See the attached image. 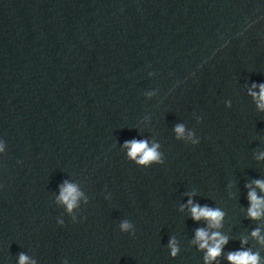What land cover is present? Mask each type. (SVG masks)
I'll return each instance as SVG.
<instances>
[{
  "label": "water",
  "instance_id": "obj_1",
  "mask_svg": "<svg viewBox=\"0 0 264 264\" xmlns=\"http://www.w3.org/2000/svg\"><path fill=\"white\" fill-rule=\"evenodd\" d=\"M253 83L264 0H0V264H204L189 198L225 213L213 264L244 237L264 264V218L247 217L246 185L264 196ZM133 139L164 163L131 160ZM64 181L82 193L71 213Z\"/></svg>",
  "mask_w": 264,
  "mask_h": 264
},
{
  "label": "clouds",
  "instance_id": "obj_2",
  "mask_svg": "<svg viewBox=\"0 0 264 264\" xmlns=\"http://www.w3.org/2000/svg\"><path fill=\"white\" fill-rule=\"evenodd\" d=\"M259 91H255V89ZM248 94L253 98L257 104V108L264 111V83H253L248 90ZM149 96L152 93L148 94ZM177 139L185 136V126L178 124L174 129ZM193 132L187 133V139L192 140ZM193 144H197L196 140H192ZM123 147L127 149V156L134 160L138 165L149 166L153 163L163 164L164 160L162 154L158 151L160 145L158 143H152L149 146L147 140H130L125 141ZM0 151H3V146L0 145ZM258 158H264V154H261ZM256 187H258L262 193H264V181H253ZM249 189L248 200L249 208L247 210V217L252 220H260L264 218V196H258L252 185H246ZM82 193L78 190L75 184L64 181L60 187V194L57 198V202L66 206L69 213L77 206V201ZM191 195V194H189ZM191 217L194 221L205 220L207 223L206 228H197L195 230V238L192 241L193 244L198 246V250L204 252V264H213V262L222 255L223 247L228 243V237L223 235L220 231H210L213 229H220L222 227V221L225 213L219 208H211L207 205L200 206L193 202L189 198L187 205ZM63 224L62 221L59 222ZM132 225L128 221L121 223V231H128ZM251 237L257 241V243L264 247V235H261V229L257 227L251 232ZM248 243L247 237L241 239V249L231 251L227 254V261L229 264H261V256L259 251H253L251 248H244V245ZM169 248L171 249V256L176 257L179 252V247L175 238L169 241ZM18 264H37L36 260L31 259L28 255L20 253L18 257Z\"/></svg>",
  "mask_w": 264,
  "mask_h": 264
}]
</instances>
